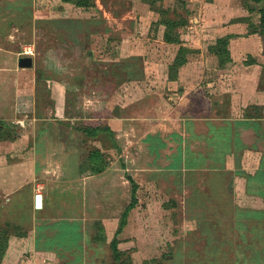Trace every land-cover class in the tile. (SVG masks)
I'll return each instance as SVG.
<instances>
[{
  "label": "rangeland",
  "instance_id": "rangeland-1",
  "mask_svg": "<svg viewBox=\"0 0 264 264\" xmlns=\"http://www.w3.org/2000/svg\"><path fill=\"white\" fill-rule=\"evenodd\" d=\"M89 2L0 0V48L34 59L21 77L0 72L12 130L0 139L18 134L17 150H30L38 132L48 142L40 176L31 166L0 176V264H31L34 234L47 249L54 239L55 254L33 264H264V192L224 189L254 184L253 162L244 159L251 172L238 182L189 177L183 194L175 179L125 164L136 157L129 120L189 109L202 89L234 117L264 124V0ZM36 117L46 121L31 135Z\"/></svg>",
  "mask_w": 264,
  "mask_h": 264
},
{
  "label": "crops",
  "instance_id": "crops-1",
  "mask_svg": "<svg viewBox=\"0 0 264 264\" xmlns=\"http://www.w3.org/2000/svg\"><path fill=\"white\" fill-rule=\"evenodd\" d=\"M1 51H5L4 54ZM21 55L24 56L25 54L0 48V57H2L0 59V65L2 66L0 72H16L17 77L26 75L27 71L30 70L18 67ZM228 77L226 75V79ZM247 80L246 76L244 79L245 86ZM241 91L242 89L239 88V92ZM18 92L16 90L14 94L18 95ZM194 94H197L196 97L191 94V98L188 99L189 109L177 111L176 114L173 112L164 116L157 114L154 117L128 121L126 137L136 141V157H126L127 171L149 174L150 177L158 176L161 180L164 179L162 177L175 179L178 182L175 183L181 184L178 192L183 194L187 193L192 180L193 183L198 181L199 186L203 185L204 182L212 185L214 183L211 180L213 177L233 176L235 182H238L240 177L245 176L244 172H251V169H245L244 159H246L255 165L254 184L249 182V185H247L244 182L238 190L237 186L229 184L225 185L224 189L226 191L231 189L229 191L232 192L238 191L241 194L245 192H264V185L259 183L260 176H264V124L260 122L261 120L255 118H243L238 115L234 117L232 107L214 105V102L210 100L203 89L202 93L197 91ZM185 98L187 99L183 96L180 100L183 101ZM7 108V100L0 99V128L9 125L6 118ZM32 121H34V124L32 123L30 127L35 131V128L37 130L38 125H40L39 121L46 120L36 117ZM16 127L17 130L21 129L19 126ZM22 127H24V124ZM33 129L30 131L31 135L34 132ZM45 133L38 132L34 138L31 136L33 143L30 150L27 148L25 150L16 149L17 145L12 142H16L18 134L17 137L14 135L13 139H0V144L9 142L13 147L5 148V152L0 148V176L4 174L5 169H18V173H23L30 166L33 178L40 176L42 167L38 164V153L40 149L44 151L48 139L44 138L47 143L43 142V145L40 144L39 139L43 138ZM1 135L0 133V137ZM4 140L5 142H3ZM17 152H20L21 157L16 156ZM22 154H28V156L22 157ZM18 159L21 161L15 162ZM1 161L7 163L2 164ZM258 175L260 176L256 179ZM18 176L20 175L18 174ZM189 177L193 179L190 181ZM155 179L159 180L158 178ZM23 187L24 185L18 190H22ZM45 209V197L42 210H36L34 202L35 211ZM37 223L40 224L38 219L35 220L34 225H37ZM36 237L34 234V237H30L25 242V253H28L33 259L31 264L38 255L55 254L51 249L55 245L54 239H51L52 245H50V249H47L44 248V243L47 240L42 242ZM40 243L41 246L38 248Z\"/></svg>",
  "mask_w": 264,
  "mask_h": 264
},
{
  "label": "trees",
  "instance_id": "trees-1",
  "mask_svg": "<svg viewBox=\"0 0 264 264\" xmlns=\"http://www.w3.org/2000/svg\"><path fill=\"white\" fill-rule=\"evenodd\" d=\"M61 2L64 4H73V5L85 7V8H88L91 5L89 0H61ZM37 16H38V14H37ZM164 39L167 43H170V44L176 42V39H174L171 36V34H169V33L165 34ZM10 132H12V130L7 125H5V128H0V133L10 135ZM5 138H8V137H5ZM9 138L13 139V137H9ZM115 244H116V242L113 243L112 248L115 247ZM4 249H5V245H3L1 240H0V259L2 258Z\"/></svg>",
  "mask_w": 264,
  "mask_h": 264
},
{
  "label": "water",
  "instance_id": "water-1",
  "mask_svg": "<svg viewBox=\"0 0 264 264\" xmlns=\"http://www.w3.org/2000/svg\"><path fill=\"white\" fill-rule=\"evenodd\" d=\"M34 66L33 58L22 57L18 61V67L20 69H32ZM44 206V196L42 194H37L35 198V209L42 210Z\"/></svg>",
  "mask_w": 264,
  "mask_h": 264
}]
</instances>
